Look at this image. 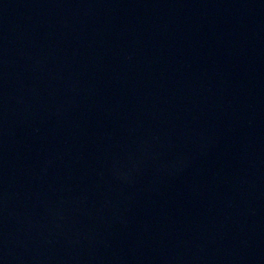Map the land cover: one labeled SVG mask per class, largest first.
<instances>
[{
	"label": "water",
	"instance_id": "1",
	"mask_svg": "<svg viewBox=\"0 0 264 264\" xmlns=\"http://www.w3.org/2000/svg\"><path fill=\"white\" fill-rule=\"evenodd\" d=\"M0 264H264V0H0Z\"/></svg>",
	"mask_w": 264,
	"mask_h": 264
}]
</instances>
